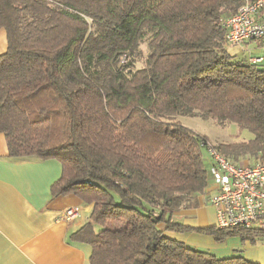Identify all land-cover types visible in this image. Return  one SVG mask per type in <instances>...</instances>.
<instances>
[{
  "label": "trees",
  "instance_id": "obj_1",
  "mask_svg": "<svg viewBox=\"0 0 264 264\" xmlns=\"http://www.w3.org/2000/svg\"><path fill=\"white\" fill-rule=\"evenodd\" d=\"M242 3L0 0V133L12 157L59 161L53 196L92 204L73 234L91 246L90 264H258L165 233L189 229L171 215L212 181L199 143L208 138L179 117L247 129L250 139L215 145L235 162L264 150V63L224 41L222 20ZM196 230L216 241L264 234Z\"/></svg>",
  "mask_w": 264,
  "mask_h": 264
},
{
  "label": "crops",
  "instance_id": "obj_2",
  "mask_svg": "<svg viewBox=\"0 0 264 264\" xmlns=\"http://www.w3.org/2000/svg\"><path fill=\"white\" fill-rule=\"evenodd\" d=\"M263 17L264 9L259 14ZM245 41L243 44L250 40ZM252 41L256 43L247 46L249 57L252 50H264V37ZM6 45L5 31L0 29V54ZM6 139L0 133V264H90L91 246L76 241L73 234L88 221L92 204L72 193L53 196L50 186L60 176L59 161L12 157ZM259 153L246 157L253 161ZM69 207H76L78 214L68 220L60 215ZM171 220L189 229L167 231L166 235L186 246L219 258L240 256L264 264V234L255 241L239 234L216 241L211 234L196 230L215 224L214 208L204 193L198 196L196 206L175 211Z\"/></svg>",
  "mask_w": 264,
  "mask_h": 264
},
{
  "label": "built area",
  "instance_id": "obj_3",
  "mask_svg": "<svg viewBox=\"0 0 264 264\" xmlns=\"http://www.w3.org/2000/svg\"><path fill=\"white\" fill-rule=\"evenodd\" d=\"M263 9L264 0H243L234 14L222 20L225 44L264 37V17L259 18ZM248 61L262 63L264 56H250ZM199 143L211 160L212 181L204 195L214 208L215 226L264 230V150L253 161L244 157L235 162L209 140ZM77 214L76 207H69L60 216L69 220Z\"/></svg>",
  "mask_w": 264,
  "mask_h": 264
},
{
  "label": "rangeland",
  "instance_id": "obj_4",
  "mask_svg": "<svg viewBox=\"0 0 264 264\" xmlns=\"http://www.w3.org/2000/svg\"><path fill=\"white\" fill-rule=\"evenodd\" d=\"M255 43L256 41L250 40L246 44H243L242 42L241 45H226V49L230 54L232 53V55H236L237 57H247L249 55L247 46H254ZM251 53L252 54L250 55L253 56H264L263 49L252 50ZM139 66L140 61L135 62V67ZM179 121L183 124V126H187L195 133L197 132L199 135L206 136L208 140L214 145L246 140L252 136V134L247 129L239 128L235 123H220L209 117L208 119H203L200 116H182L179 117ZM204 156L206 158L207 167L209 168L211 164L209 156L207 153Z\"/></svg>",
  "mask_w": 264,
  "mask_h": 264
}]
</instances>
